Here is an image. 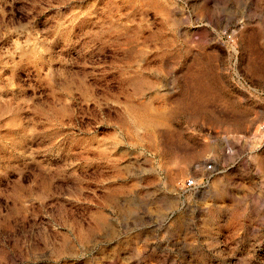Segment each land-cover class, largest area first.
Returning <instances> with one entry per match:
<instances>
[{
    "label": "rangeland",
    "instance_id": "1",
    "mask_svg": "<svg viewBox=\"0 0 264 264\" xmlns=\"http://www.w3.org/2000/svg\"><path fill=\"white\" fill-rule=\"evenodd\" d=\"M263 120L264 0H0V264H264Z\"/></svg>",
    "mask_w": 264,
    "mask_h": 264
},
{
    "label": "built area",
    "instance_id": "2",
    "mask_svg": "<svg viewBox=\"0 0 264 264\" xmlns=\"http://www.w3.org/2000/svg\"><path fill=\"white\" fill-rule=\"evenodd\" d=\"M231 39V36H229ZM257 141L260 142L261 146H264V120L259 124L257 130ZM186 189H193L196 187V183L194 180H187L184 184Z\"/></svg>",
    "mask_w": 264,
    "mask_h": 264
}]
</instances>
